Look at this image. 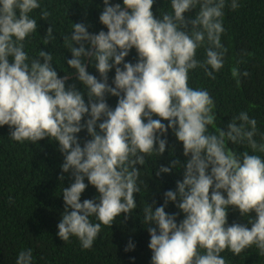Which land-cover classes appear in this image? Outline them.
<instances>
[{
	"label": "clouds",
	"instance_id": "clouds-1",
	"mask_svg": "<svg viewBox=\"0 0 264 264\" xmlns=\"http://www.w3.org/2000/svg\"><path fill=\"white\" fill-rule=\"evenodd\" d=\"M103 4L99 22L107 32L90 33L77 22L70 37L67 65L84 86L86 102L85 92L67 85L71 74L58 76L51 53L41 50L39 59L30 60L24 51V41L38 27L30 15L40 8L38 0H0V127L8 126L17 142H58L62 173L74 178L63 187L59 238L67 242L74 236L90 249L101 225L112 226L121 214L127 219L137 207L134 194L140 192L137 165L145 164V156L165 152L170 129L187 160L174 159L156 172L159 177L180 167L183 179L164 193L162 205L154 201L144 208L151 264H226L222 252L239 255L252 246L264 254V158L227 147V142L247 140L253 153L264 152V144L253 139L256 121L241 112L226 128L210 133L216 121L214 101L206 90L189 85L191 70L203 68L215 79L213 72L223 67L225 0H171L173 12L162 18L152 11L154 0ZM197 5L198 14L186 18ZM231 7H238L235 0ZM52 39L49 27L45 43ZM205 40L209 47L201 62L196 55ZM132 49L135 63L126 62ZM88 62L99 79L87 70ZM239 74L232 70L234 77ZM107 96L118 98L114 109ZM85 130L90 139L81 144L78 134ZM88 185L98 198L81 202ZM170 202L184 215L179 223V213L165 210ZM229 208L243 217L255 213V218L228 225ZM134 248L129 241L125 252ZM17 264H32L31 250L21 252Z\"/></svg>",
	"mask_w": 264,
	"mask_h": 264
},
{
	"label": "trees",
	"instance_id": "trees-1",
	"mask_svg": "<svg viewBox=\"0 0 264 264\" xmlns=\"http://www.w3.org/2000/svg\"><path fill=\"white\" fill-rule=\"evenodd\" d=\"M232 2L225 0L223 9L221 44L226 49L223 67L213 72L215 79L207 76L203 68L191 70L189 85L206 90L214 101L216 121L214 126H209L210 133H215L217 128H226L241 112H246L249 119L256 121L253 139L260 145L264 144V0H235L238 5L235 9L231 7ZM38 3L40 8L30 14L38 27L24 41V51L30 60L39 59L41 50L51 53L52 65L58 76L71 74L67 85L75 84L77 90L85 92L87 102L84 86L78 82L75 71L67 65L72 55L70 46L73 42L70 37L73 24L77 22L87 25L90 33L101 30L107 32L106 27L99 22V15L104 8L103 0H38ZM110 3L122 5V0H110ZM44 11L49 12L47 18L42 17ZM152 11L158 18L172 14L171 0H154ZM198 12L199 5L185 16L194 18ZM49 27L53 29L54 39L45 43ZM207 47L209 45L205 40L197 51L196 59L201 62L206 59ZM127 61H137L135 49L130 51ZM87 66V70L99 79V73L91 62ZM234 68L240 73L236 77L232 75ZM114 75L115 69L109 73L110 85ZM117 99L106 97L113 109ZM236 123L241 121L237 120ZM246 127L251 130L250 125ZM78 135L81 144L90 139L86 130ZM166 138L168 144L162 155L153 153L145 156V164L137 165L140 171L137 181L140 192L134 194L137 207L127 219L121 214L112 226L101 225L93 246L84 249L78 238L73 236L64 242L58 236L57 225L65 211L63 187H69L74 180L71 172L62 173L64 156L59 151L58 142L48 138L37 143L17 142L10 137L8 126L0 127V264H17L19 254L28 250L32 252V264H151L148 225L143 223L144 208L153 205L154 201L156 206L162 205L164 193L175 190L176 182L183 179V169L180 167L159 177L156 172L160 166H168L174 159L182 163L187 160L183 155L182 144L170 129ZM227 147L237 154L248 151L249 154L264 158V152L253 153L247 140L240 144L227 142ZM61 175L64 176L63 181L59 179ZM85 183H88L86 178ZM98 195L97 190L88 185L81 202L84 199H96ZM165 210L169 214L179 213L177 223L184 218L183 213L171 202ZM254 218L255 213L243 217L239 210L228 209V225L233 222L248 224ZM91 219L93 223H98L95 217ZM129 241L135 248L125 252ZM221 255L226 264H264V254L255 246L239 255L229 250Z\"/></svg>",
	"mask_w": 264,
	"mask_h": 264
},
{
	"label": "water",
	"instance_id": "water-1",
	"mask_svg": "<svg viewBox=\"0 0 264 264\" xmlns=\"http://www.w3.org/2000/svg\"><path fill=\"white\" fill-rule=\"evenodd\" d=\"M87 67H88V66H87ZM69 78H71V77H69ZM69 78H68V79H69Z\"/></svg>",
	"mask_w": 264,
	"mask_h": 264
}]
</instances>
